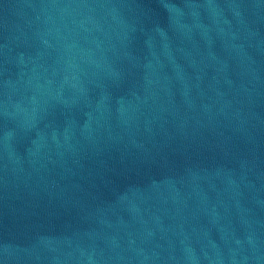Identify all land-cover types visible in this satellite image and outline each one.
<instances>
[{"label": "water", "instance_id": "1", "mask_svg": "<svg viewBox=\"0 0 264 264\" xmlns=\"http://www.w3.org/2000/svg\"><path fill=\"white\" fill-rule=\"evenodd\" d=\"M0 264H264V0H0Z\"/></svg>", "mask_w": 264, "mask_h": 264}]
</instances>
